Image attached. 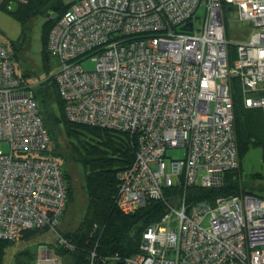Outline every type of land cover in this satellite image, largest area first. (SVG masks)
<instances>
[{
  "label": "built area",
  "instance_id": "1",
  "mask_svg": "<svg viewBox=\"0 0 264 264\" xmlns=\"http://www.w3.org/2000/svg\"><path fill=\"white\" fill-rule=\"evenodd\" d=\"M14 1L28 0L0 4ZM224 3L256 26L232 63ZM48 41L62 63L56 80L68 117L140 134L136 159L119 172L120 208L168 202L139 250L118 264H264L263 197L189 195L195 185L222 186L239 166L229 77L240 78L247 106L264 111V0H76ZM88 57L95 68L82 65ZM48 141L38 101L0 42L1 238L60 219L67 186L58 161L42 155ZM168 147L185 149L169 171ZM35 264H59V256L46 247Z\"/></svg>",
  "mask_w": 264,
  "mask_h": 264
},
{
  "label": "trees",
  "instance_id": "2",
  "mask_svg": "<svg viewBox=\"0 0 264 264\" xmlns=\"http://www.w3.org/2000/svg\"><path fill=\"white\" fill-rule=\"evenodd\" d=\"M74 1L76 0L14 1L16 6L11 10L22 21L24 33L19 43H12L10 47L5 45L9 49L23 84L31 89L38 101L49 134V141L42 155L57 160L60 164L67 186V201L56 224L23 227L19 235L14 238L0 237V264H3L4 247L15 243H22L18 245V249L22 251H29L31 243L38 245L37 248L43 246L51 248L53 253L59 256V264H90L92 259L94 264H118L139 250L143 232L147 226L159 221L168 210L166 197L151 199L144 206L130 213L124 212L117 203L120 187L119 172L130 167L136 159L140 134L78 122L68 117L67 102L62 97L56 80V73L60 70L62 63L58 53L50 47L48 39L51 29ZM225 6L230 9L233 7L227 3H224ZM40 13L46 15L43 26L42 55L49 61L51 55L55 53L59 64L54 73L46 77L38 76L36 79V69L23 67L21 53L28 40L27 21ZM227 40L229 60L232 63L238 51L234 52L231 49L228 35ZM228 80L232 85L234 97V126L240 163L237 168L225 172L222 186L195 185L191 187L190 199L201 197L211 200L220 194L241 193H253L264 198V193L252 192V189H247L240 182L242 156L244 150L249 147L250 141L263 146L264 156V111L262 112L261 107L245 104L239 77L230 76ZM55 105H58L59 110L55 108ZM73 166L77 167L82 174V186L86 198L82 208L78 207L72 174ZM175 190L168 187L167 196L171 198ZM76 206L80 212H77ZM49 234L56 239L51 240ZM35 237H39L38 241H35ZM93 253H95L94 257ZM39 256L36 250L32 264H35Z\"/></svg>",
  "mask_w": 264,
  "mask_h": 264
},
{
  "label": "rangeland",
  "instance_id": "3",
  "mask_svg": "<svg viewBox=\"0 0 264 264\" xmlns=\"http://www.w3.org/2000/svg\"><path fill=\"white\" fill-rule=\"evenodd\" d=\"M15 6L16 2L12 3L10 7L0 5V42L9 47L12 46V43H19L24 33L22 21L11 11ZM203 11L204 9L202 7L197 9V15L200 19L204 16ZM223 14L226 19V35H228L230 47L234 52H237V45L240 42L248 41L254 29L247 21L238 18L235 8L230 9L225 6L223 8ZM199 18L197 19V24L200 22ZM45 20L46 15L40 13L27 21L28 40L21 53L23 67L25 66L36 69V79L38 76L46 77L47 75L54 73L59 64V60L55 53L51 55L49 61L42 55L43 26ZM83 65L86 68H95L96 60L91 57L85 58L83 59ZM55 108L59 110L58 105H55ZM1 145L6 150L9 148L8 143L5 141H2ZM183 154V147H168L165 156L168 164V171L171 169L170 165L172 159L183 156ZM153 165L156 166V163ZM259 173H263V175H258ZM72 174L76 186L78 207L82 208L83 203L86 201V198L84 197V188L82 186V174L80 170H78L77 167L74 168V166ZM240 178L241 184L247 189H252V192L258 194L264 193V156L262 145L253 144V142L250 141L249 147L244 150ZM261 186H263V188ZM78 207L76 206V210L77 212H80ZM49 237L51 240L56 239L55 236L51 234H49ZM38 238L39 237H35V241H38ZM20 244L15 243L4 247L5 251L2 256L3 264H32V262H34L33 256L36 254V250L38 254L40 252V248H37L38 245L31 243L29 251H22L18 249V245ZM42 250H44V248H42Z\"/></svg>",
  "mask_w": 264,
  "mask_h": 264
},
{
  "label": "crops",
  "instance_id": "4",
  "mask_svg": "<svg viewBox=\"0 0 264 264\" xmlns=\"http://www.w3.org/2000/svg\"><path fill=\"white\" fill-rule=\"evenodd\" d=\"M231 5L233 6L232 8H235V9L237 10L236 5H233V4H231ZM236 15L238 16V18H240L239 15H238V13H237ZM240 19H241V18H240ZM224 20H225V24H226V19H225V17H224ZM242 20L247 21L248 24H250V26L255 30L256 26L254 25V23L252 22V20H250V19H242ZM226 32H227V26H226ZM253 32H254V31H253ZM253 32H252V33H253ZM259 112H261V111H259ZM262 112H263V110H262ZM263 129H264V113H263ZM263 133H264V130H263ZM42 248H44V250H42ZM45 248H46V246L40 247L39 255L44 254V252H45ZM47 248H48V247H47Z\"/></svg>",
  "mask_w": 264,
  "mask_h": 264
},
{
  "label": "water",
  "instance_id": "5",
  "mask_svg": "<svg viewBox=\"0 0 264 264\" xmlns=\"http://www.w3.org/2000/svg\"><path fill=\"white\" fill-rule=\"evenodd\" d=\"M192 24V22H190V25Z\"/></svg>",
  "mask_w": 264,
  "mask_h": 264
}]
</instances>
